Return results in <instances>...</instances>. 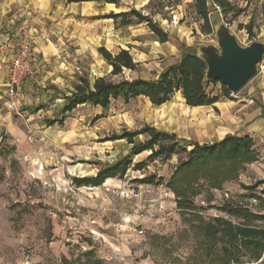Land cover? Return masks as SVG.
I'll use <instances>...</instances> for the list:
<instances>
[{
  "label": "rangeland",
  "instance_id": "rangeland-1",
  "mask_svg": "<svg viewBox=\"0 0 264 264\" xmlns=\"http://www.w3.org/2000/svg\"><path fill=\"white\" fill-rule=\"evenodd\" d=\"M228 1L235 12L241 10L240 15L212 12V33L204 35L192 0H149L145 5L143 0H120L112 13L133 9L150 17L168 34L169 45L160 47L145 24L119 27L121 43H129L124 50L138 64L136 71L112 77L101 57L98 60L103 65L88 57L87 63L77 64L72 81L63 80L61 90L67 93L78 76L90 80L106 77L112 82L155 79L178 60L181 47L197 51L199 47L217 48L219 28L227 30L242 47L264 43V0ZM249 25L252 36L247 33ZM169 46H175L177 53L170 55ZM91 62L93 73L89 72ZM30 76L13 100L15 109L7 108L10 98L6 92L0 95V264H83L82 255L87 252L101 264H209L203 244L205 223L215 216L228 217L224 211L229 208L264 216V204L253 205L250 198L254 196L240 183L241 176L248 173L251 177L247 167L221 189L209 188L199 180L192 185L194 193L187 209H177L167 182L185 159L181 153L168 161L150 162L145 152L132 158V166L145 163L141 171L131 167L121 179H108L98 187H77L74 179L95 177L100 168L129 153L125 141H110L109 137L151 126L184 140L192 137L206 116L189 112L177 93L160 108L142 98L126 104L113 102L107 111L80 107L66 115L62 126L47 128L43 120L58 117L62 103L54 102L56 95L47 93L44 83L38 81L34 84L38 87L30 89ZM262 79L257 75L237 94L220 100L252 98L257 103ZM221 89L219 82L207 86V92L215 96L221 95ZM38 108L42 109L36 112ZM150 177L155 182L140 183ZM252 225L264 227V222Z\"/></svg>",
  "mask_w": 264,
  "mask_h": 264
},
{
  "label": "trees",
  "instance_id": "trees-1",
  "mask_svg": "<svg viewBox=\"0 0 264 264\" xmlns=\"http://www.w3.org/2000/svg\"><path fill=\"white\" fill-rule=\"evenodd\" d=\"M83 1V0H81ZM102 2L119 6L120 0H101ZM192 6L201 24L199 30L204 35L212 33L211 14L220 10L223 14L234 13L238 16L241 10L235 12L234 6L228 0H192ZM264 19V1L261 8ZM119 27H130L134 24H145L152 37L159 44L169 42V36L150 17L136 10L119 14H110ZM247 33L252 36L251 26ZM100 57L111 67L110 76H120L123 71H136V64L129 51L120 49L112 54L105 48L97 50ZM207 67L198 56L196 49L180 48L178 60L167 66L155 79L124 80L112 82L106 77L97 78L91 84L86 76H78L72 85L70 95L65 97V103L59 116L53 120H45L47 126H62L66 114L78 106L98 107L107 111L113 102L128 103L137 98H145L154 107H160L171 101L173 96L180 94L184 104L190 108L212 106L220 98L228 99L230 93L224 86L221 95L215 96L207 92L210 82L206 80ZM143 137L144 140H137ZM110 141H125L130 147L129 153L110 165L99 169L95 177L74 179L77 187H98L108 179H121L132 169L141 171L145 163L132 166V158L142 153H149L146 160L168 161L179 153L185 155L167 182V188L174 195L177 209L183 211L190 205L193 195V184L199 180L207 182L209 188L221 189L225 183L235 181L240 171L247 165L257 161V153L249 137L228 135L221 141L209 144H198L178 139L173 134L144 126L137 131L122 130L119 135L108 138ZM187 144V146H183ZM187 147L190 149L187 150ZM153 177L140 180V183L151 184ZM224 211V210H223ZM228 217L211 218L203 225V244L207 251L209 264H264V227L252 225L256 221L264 222V216H256L238 209L229 208L224 211ZM219 247L216 252L215 249ZM83 264H101L94 259L92 252L82 255Z\"/></svg>",
  "mask_w": 264,
  "mask_h": 264
},
{
  "label": "crops",
  "instance_id": "crops-1",
  "mask_svg": "<svg viewBox=\"0 0 264 264\" xmlns=\"http://www.w3.org/2000/svg\"><path fill=\"white\" fill-rule=\"evenodd\" d=\"M77 1L0 0V95L7 91L6 68L15 48L23 38L28 39L35 57L28 80V83H31L29 88L38 87L34 86L38 81L46 84L42 85V88H46L47 93L56 95L53 96L54 102L62 103L59 104L60 111L65 103L64 98L72 91V88L68 89L67 93L61 90L63 80L66 83L73 80L78 63H87V58L90 57L95 64L103 65L98 60L100 55L97 50L100 47L112 54L120 49H127L124 45L128 46L129 43H121L119 37L121 28L112 19L106 18L112 13V7L115 5L101 0H88L83 3ZM148 1L143 0L142 5ZM166 45H169V42L160 44V47ZM169 49L170 55L177 53L175 46H169ZM93 67L91 62L89 72L93 73ZM105 71L108 73L111 67L107 65ZM94 80L89 79L91 84ZM257 96L258 98H255L257 103H253L252 98L250 101L241 98L235 102L219 100L212 106L196 108L184 104L189 112L206 116L200 119L198 128L192 131V137L186 136L184 141L192 142L193 139L194 143L209 144L221 141L228 135L247 136L253 142L258 157L256 162L246 167L252 178L264 180V76ZM80 107L85 105L76 109ZM41 109L35 111L39 112ZM45 120L47 119L43 120L44 126H47ZM51 127L53 126H47ZM13 130L11 127L12 135L15 132ZM168 134L175 135L173 132Z\"/></svg>",
  "mask_w": 264,
  "mask_h": 264
},
{
  "label": "water",
  "instance_id": "water-1",
  "mask_svg": "<svg viewBox=\"0 0 264 264\" xmlns=\"http://www.w3.org/2000/svg\"><path fill=\"white\" fill-rule=\"evenodd\" d=\"M217 48L199 47L197 54L206 67V80L219 82L231 94H237L257 76L258 65L264 58V43L252 42L240 46L227 30L216 31Z\"/></svg>",
  "mask_w": 264,
  "mask_h": 264
},
{
  "label": "built area",
  "instance_id": "built-area-1",
  "mask_svg": "<svg viewBox=\"0 0 264 264\" xmlns=\"http://www.w3.org/2000/svg\"><path fill=\"white\" fill-rule=\"evenodd\" d=\"M34 62L35 57L31 45L27 38H23L19 42L15 53L11 56L6 68L8 72L6 93L10 98V102L7 104L8 109H15V102L13 100L18 94L23 80L28 74H30ZM257 75L264 76L263 61L258 65ZM240 179V183L245 186L247 189L246 191H250V193L254 196L250 198V202L253 205L260 202L264 204V180L257 182L256 179L252 178V176L250 177L248 173L241 176Z\"/></svg>",
  "mask_w": 264,
  "mask_h": 264
}]
</instances>
